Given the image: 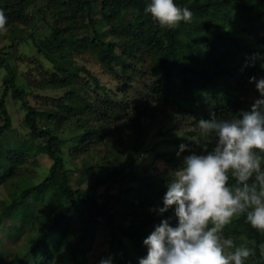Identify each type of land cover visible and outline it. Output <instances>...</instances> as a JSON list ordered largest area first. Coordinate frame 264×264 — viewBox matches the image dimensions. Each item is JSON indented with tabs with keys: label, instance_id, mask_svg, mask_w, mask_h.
Segmentation results:
<instances>
[{
	"label": "trees",
	"instance_id": "1",
	"mask_svg": "<svg viewBox=\"0 0 264 264\" xmlns=\"http://www.w3.org/2000/svg\"><path fill=\"white\" fill-rule=\"evenodd\" d=\"M42 1L0 0L7 17V30L0 31V69H5L0 184L10 180L17 187L15 197L0 203V232L8 240H23L15 259L8 260V243L0 237V264H99L108 256L113 264H137L146 254L143 239L172 216L171 209L163 215L150 209L163 206L169 173L193 150L187 141L193 131L173 133L181 129L179 122L169 128L172 134L165 140L173 149L158 150L153 157L165 167L153 160L134 163L132 148L141 151L144 146L142 113L112 97L115 92L77 57H93L106 72L127 80L143 60L149 98L196 121L213 113L230 118L248 109L258 95L250 77H264V0H176L193 15L171 28L144 11L149 0H55L64 7L60 10L70 20L68 27L58 22L62 12L55 14L48 0ZM101 23L113 40L104 39ZM23 41H30L51 63L39 86L64 90L51 104L30 105L17 84L12 59ZM9 93L26 109L29 136L5 143L2 135L11 129L5 100ZM73 127L80 132L67 155L80 161L78 167L66 165L67 141L60 136ZM181 143L188 147L177 156ZM205 144L211 148L213 141L202 135L193 151ZM38 155L47 156L51 166L46 177L34 182L22 166ZM100 230L108 245L90 263L88 254ZM223 232L237 246L256 249L247 264H264V233L243 216L234 217Z\"/></svg>",
	"mask_w": 264,
	"mask_h": 264
},
{
	"label": "clouds",
	"instance_id": "2",
	"mask_svg": "<svg viewBox=\"0 0 264 264\" xmlns=\"http://www.w3.org/2000/svg\"><path fill=\"white\" fill-rule=\"evenodd\" d=\"M144 11L169 28L189 22L193 15L176 0H149ZM6 23L0 9V31L7 30ZM250 82L258 95L248 109L230 118L213 113L198 121L212 147L205 144L191 152L169 173L163 206L150 211L163 215L171 209L172 216L143 239L146 254L137 264H247L255 254L254 247L237 246L223 232L234 217L243 216L264 233V77H250ZM187 147L181 143L177 156ZM260 251L264 256V244ZM99 264H113V257H102Z\"/></svg>",
	"mask_w": 264,
	"mask_h": 264
},
{
	"label": "rangeland",
	"instance_id": "3",
	"mask_svg": "<svg viewBox=\"0 0 264 264\" xmlns=\"http://www.w3.org/2000/svg\"><path fill=\"white\" fill-rule=\"evenodd\" d=\"M39 2L43 3L42 0ZM50 7L56 14L60 9L64 7L58 5L55 0H48ZM58 19V22L64 26L71 25L70 20L66 18L63 14ZM59 14V13H57ZM60 15V14H59ZM51 18V14L46 15ZM101 34L107 41L113 40L112 36L109 34L108 29L105 25L99 24ZM88 35L93 36L92 32ZM11 50V49H10ZM12 59L13 65L16 67L18 73L17 84L20 88L26 91L24 98L32 106H43L51 104L52 99L59 96L64 91L63 89L51 88V87H41L39 86L43 77L47 75V70L51 68V63L43 56L36 52V48L32 45L30 41L21 42L18 45V49L14 54ZM79 64L86 66L91 72H93L99 79L100 83L104 84L107 88L111 89V93L115 92L112 97L118 100L127 101L130 107L137 108L142 114L143 121V133L142 142L143 149L141 151L133 150L129 155L130 158L134 160L136 164H147L153 160L154 154L158 150L173 149V147L166 142L165 139L169 138L172 134L169 132V128L173 127L176 122H179L182 127L180 130L173 129V133L178 134L181 131L192 134L188 135V142L190 143L193 150H196L201 142L202 134L198 127V121L189 116L183 115L181 112L170 106L161 105L159 102L151 99L147 96L145 92V85L148 82L144 74L146 69V62L139 61L137 71L133 74L132 79H125L121 77H116L115 75L106 72L101 65L93 58L85 55L77 57ZM5 73V69H0V97L3 95V84L2 77ZM121 88V90H119ZM6 106L9 114L11 115V129L5 132L4 142L7 143L8 139L11 138H27L29 136L28 127L24 123V115L26 109L22 105L20 100H15L12 98L11 93L6 97ZM3 124L2 115H0V126ZM80 130L73 127L66 132H63L60 136L62 139H66L67 143L63 144V155L66 158V165L68 167H78L80 161L78 159H70L67 155V147L75 141V136ZM139 144V143H137ZM135 149V148H134ZM192 151L187 150L186 153L191 154ZM161 166L165 167V163L160 158L153 160ZM51 160L47 156L38 155L36 157H29L28 161L22 166V173L28 175L27 177L34 182L41 181L50 172ZM170 169V168H169ZM17 187L6 180L0 184V203L9 202L12 197H15ZM113 192L115 190H112ZM7 225L11 223L10 219L5 218ZM85 225H82L84 227ZM7 234L0 232V237L5 240L8 248L10 249L8 260L15 259L16 250H21V245L23 240L11 241L7 239ZM108 245V241L105 238L103 231H97L95 235V241L92 251L88 254V260L91 263L94 261V257L103 251ZM1 247V245H0ZM81 257V253L78 255ZM2 257L0 251V258ZM85 264V262L83 263Z\"/></svg>",
	"mask_w": 264,
	"mask_h": 264
}]
</instances>
